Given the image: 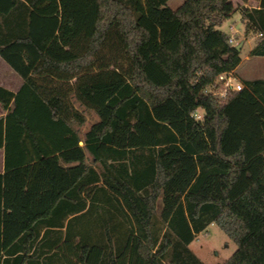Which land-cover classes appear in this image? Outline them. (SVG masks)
<instances>
[{
    "label": "trees",
    "instance_id": "16d2710c",
    "mask_svg": "<svg viewBox=\"0 0 264 264\" xmlns=\"http://www.w3.org/2000/svg\"><path fill=\"white\" fill-rule=\"evenodd\" d=\"M257 2L241 19L264 56ZM234 10L183 0L155 23L142 0H0L23 79L0 86V264H204L169 250L210 224L236 244L221 264H264V79L216 82L241 59L218 28ZM72 97L98 116L83 146Z\"/></svg>",
    "mask_w": 264,
    "mask_h": 264
},
{
    "label": "rangeland",
    "instance_id": "374dc122",
    "mask_svg": "<svg viewBox=\"0 0 264 264\" xmlns=\"http://www.w3.org/2000/svg\"><path fill=\"white\" fill-rule=\"evenodd\" d=\"M235 10L230 19L222 25V30L229 34L233 39L232 43H241L240 62L232 72L236 82L251 80L256 78L264 79V56L251 55L248 49L254 46L257 36L249 35L247 38L243 33V21L241 19V10L245 7L243 0H232ZM146 5L150 18L158 23L162 19L170 16L172 10L179 6L183 0H168L165 5L159 3L158 0H142ZM251 3V0H248ZM63 35V32H62ZM76 107L85 113L86 122L84 126L79 127V132L85 129L87 125L92 124L98 119V116L90 109L76 103ZM202 115V110L197 109ZM87 162H91L90 155L87 154ZM160 208V203L158 211ZM236 249V244L231 240L217 225L210 224L205 230L196 234L194 239L186 246L177 244L171 247L169 255L172 252L180 254V256L188 253L197 257L204 264H221ZM169 263V258L165 260Z\"/></svg>",
    "mask_w": 264,
    "mask_h": 264
},
{
    "label": "crops",
    "instance_id": "0c3cea01",
    "mask_svg": "<svg viewBox=\"0 0 264 264\" xmlns=\"http://www.w3.org/2000/svg\"><path fill=\"white\" fill-rule=\"evenodd\" d=\"M243 4L245 5V7H257L258 2H257V0H251V3H249L248 0H243ZM218 28L220 30H222L221 29L222 26H220ZM69 36H70V28L68 26H65L63 29V35H62V32H57L55 34V36L53 37V39L51 40L49 45L52 48L65 46V44L68 41ZM251 48H252V46L248 49V51H250ZM22 84H23V79L0 57V86L5 88V89H8L12 92H17L20 89V87L22 86ZM71 100L73 102L74 107L77 108L76 103L79 104V102H77L73 97L71 98ZM77 109L79 111H81L79 108H77ZM82 113L85 116V113L84 112H82ZM4 114H5V111L0 106V116H2ZM85 122H86V119H85ZM82 125L84 126V124H82ZM90 125L91 124L87 125V127H85L84 130L79 132L80 140L78 143L80 146H83L84 133L87 131V129L90 127ZM87 154H88V152L85 150L86 162H87ZM3 171H4L3 149L0 148V173H2Z\"/></svg>",
    "mask_w": 264,
    "mask_h": 264
},
{
    "label": "built area",
    "instance_id": "2783aa9c",
    "mask_svg": "<svg viewBox=\"0 0 264 264\" xmlns=\"http://www.w3.org/2000/svg\"><path fill=\"white\" fill-rule=\"evenodd\" d=\"M229 41L232 42L233 39L230 37ZM216 82L220 83L223 86L224 91L221 92L222 96L224 95L226 90H241L243 88V84L241 82H236L231 72L221 73L218 76V80ZM209 91H212L213 93H218V91L213 88H210ZM192 117L197 121H200L202 119V115L198 113V110H196L192 114Z\"/></svg>",
    "mask_w": 264,
    "mask_h": 264
},
{
    "label": "water",
    "instance_id": "95a60500",
    "mask_svg": "<svg viewBox=\"0 0 264 264\" xmlns=\"http://www.w3.org/2000/svg\"><path fill=\"white\" fill-rule=\"evenodd\" d=\"M240 47H241V43H238V44L235 45L236 50H239Z\"/></svg>",
    "mask_w": 264,
    "mask_h": 264
}]
</instances>
